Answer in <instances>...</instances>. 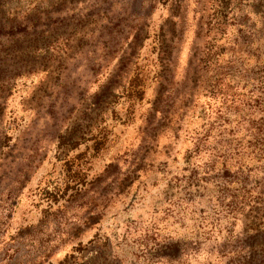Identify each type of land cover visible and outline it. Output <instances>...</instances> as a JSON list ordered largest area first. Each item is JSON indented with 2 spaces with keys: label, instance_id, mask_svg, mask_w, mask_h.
<instances>
[{
  "label": "rangeland",
  "instance_id": "374dc122",
  "mask_svg": "<svg viewBox=\"0 0 264 264\" xmlns=\"http://www.w3.org/2000/svg\"><path fill=\"white\" fill-rule=\"evenodd\" d=\"M0 264H264V0H0Z\"/></svg>",
  "mask_w": 264,
  "mask_h": 264
}]
</instances>
